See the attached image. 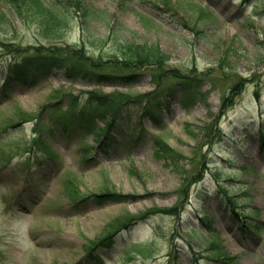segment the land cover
<instances>
[{"label": "rangeland", "instance_id": "obj_1", "mask_svg": "<svg viewBox=\"0 0 264 264\" xmlns=\"http://www.w3.org/2000/svg\"><path fill=\"white\" fill-rule=\"evenodd\" d=\"M58 1L71 14L58 44L83 42L90 56L107 59L117 40L158 42L183 77L167 78L154 99L113 100V110L120 109L115 140L101 147L99 135L72 137L61 127L42 142L45 151L27 154L29 122L0 135V264H169L171 251L175 264H264V0L168 1L174 8L165 0H86L100 12L86 22L73 0ZM23 17L0 0V82L15 77L3 42L19 48L45 41ZM28 70L34 74L32 65ZM42 77L15 81L9 101L0 93L3 123H14L19 107L35 116L56 91L137 95L155 89L147 72L128 84L81 74L69 79L61 67ZM66 107L55 114L68 117ZM199 153L206 158L204 180L184 186ZM216 176L230 185L233 202ZM151 209L157 214L113 235ZM242 220V228L257 229H241ZM104 238L108 244L95 248ZM213 239L226 258L209 257ZM149 246V257L136 250Z\"/></svg>", "mask_w": 264, "mask_h": 264}, {"label": "trees", "instance_id": "obj_2", "mask_svg": "<svg viewBox=\"0 0 264 264\" xmlns=\"http://www.w3.org/2000/svg\"><path fill=\"white\" fill-rule=\"evenodd\" d=\"M10 7L18 8L23 12V18L25 21L35 24L39 33L43 36L45 41H38L36 43H30L25 46L16 47L10 42H3V46L9 53L13 54L14 61L12 64H8L10 69L14 73V78H10L9 82L14 79H27L25 81L35 82L40 75L47 73L50 67L61 66L64 68L65 74L72 78L81 74L82 77L95 78L97 80L102 79H116L122 83H133L138 79V76L147 72L151 75L153 82L155 83V89L147 93L131 95L124 93H105L101 90H85L79 94H73L70 91H56L54 100L51 98L40 106L38 111V121L36 124L38 137H33L32 141L36 142L38 138L47 129L43 128L44 122L52 121L53 128L57 126L59 129L63 127L67 134L72 133L78 135V133H92L94 135L104 136L105 139L111 138L110 132L115 125L116 113L120 111L113 110V100H130L135 103L149 98L154 99L158 97L164 86L167 78H182V72L172 69L169 66L170 55L167 51L163 50L158 42H138L133 38H128L122 41H116V47L110 52L107 59L99 56H90L86 49L82 47L81 42L78 46H71L67 42L58 44V40L62 36L63 25L70 19V11L68 6L58 0H6ZM165 0L164 3L172 5L173 3ZM78 7L83 21L100 17V12L92 7L86 0H73V8ZM175 7V4L170 6ZM207 11L206 8L203 9ZM213 14V13H211ZM144 18L146 15L141 14ZM197 22L198 21H194ZM191 22L192 27L196 28L197 24ZM112 26V23L110 24ZM197 29V28H196ZM56 40V42H52ZM10 46V47H9ZM225 64L229 61V56H224ZM223 63V62H222ZM35 70L34 74L28 75V69L31 67ZM106 67H112L114 72L105 71ZM170 67V68H169ZM30 79V80H29ZM8 82V83H9ZM8 83L0 87V93L10 95L12 93V85ZM171 97H173V90ZM84 95V96H83ZM169 95V93H168ZM60 97V98H58ZM154 97V98H153ZM86 102L87 107L81 108L80 103ZM228 99L224 98V104L228 103ZM148 103V102H147ZM68 112V117L58 116L63 114L61 111L63 105ZM71 116H70V111ZM148 109L144 111L146 113ZM60 113V114H55ZM56 115L50 118V116ZM32 115L24 109L20 110V118L25 119ZM102 122V124H101ZM13 123H8L4 126L0 132L7 131ZM51 130V129H50ZM213 130V127H211ZM166 145V144H165ZM170 152L172 150L166 145ZM206 161L205 154L199 153L197 163L199 164L195 171H190L191 174L185 177L184 186L190 185L199 179H203L202 170L200 165L206 168L204 164ZM229 184H221L220 190L223 195L230 201H234L232 195H230ZM182 192V190H181ZM153 214H157L154 209L142 215L133 216L131 224L133 227L141 221H146ZM176 215V213H174ZM125 228V227H124ZM122 228L120 231H122ZM194 230V229H191ZM104 239H100L94 247H100L105 242ZM115 242V239H114ZM217 240L213 239L212 248L209 257H215L219 259L222 255L226 258V253L217 246ZM105 243L104 245H107ZM145 255H150L151 248L144 247L142 251ZM173 256H176L173 254ZM228 258V254H227Z\"/></svg>", "mask_w": 264, "mask_h": 264}, {"label": "bare ground", "instance_id": "obj_3", "mask_svg": "<svg viewBox=\"0 0 264 264\" xmlns=\"http://www.w3.org/2000/svg\"><path fill=\"white\" fill-rule=\"evenodd\" d=\"M136 41V40H135Z\"/></svg>", "mask_w": 264, "mask_h": 264}]
</instances>
